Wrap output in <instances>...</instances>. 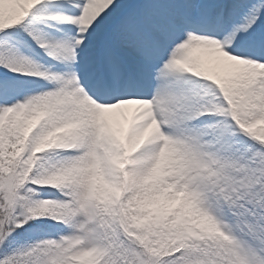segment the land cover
Returning a JSON list of instances; mask_svg holds the SVG:
<instances>
[{
	"label": "snow or ice",
	"instance_id": "6c2138e0",
	"mask_svg": "<svg viewBox=\"0 0 264 264\" xmlns=\"http://www.w3.org/2000/svg\"><path fill=\"white\" fill-rule=\"evenodd\" d=\"M0 264H264V0H0Z\"/></svg>",
	"mask_w": 264,
	"mask_h": 264
}]
</instances>
